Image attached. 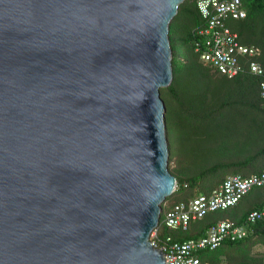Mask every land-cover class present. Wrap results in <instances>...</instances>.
<instances>
[{"label": "water", "instance_id": "1", "mask_svg": "<svg viewBox=\"0 0 264 264\" xmlns=\"http://www.w3.org/2000/svg\"><path fill=\"white\" fill-rule=\"evenodd\" d=\"M184 1L0 0V264H166Z\"/></svg>", "mask_w": 264, "mask_h": 264}, {"label": "trees", "instance_id": "2", "mask_svg": "<svg viewBox=\"0 0 264 264\" xmlns=\"http://www.w3.org/2000/svg\"><path fill=\"white\" fill-rule=\"evenodd\" d=\"M247 15L226 20L239 40L260 48L257 58L264 66V0H244ZM206 24L197 0H185L170 25L173 50V81L161 88L166 105L169 169L178 180L177 189L162 204L158 239L187 240L204 235L214 223L227 219L245 223L253 210L264 205V186H255L226 209L191 221L188 229L170 228L165 215L181 202L209 194L228 175L249 176L264 171V97L261 78L249 70L228 76L203 62L195 49L200 28ZM179 127L191 135L184 157L173 151V134ZM175 161V164L172 162ZM228 211L227 218L218 216ZM264 220L251 225L247 236L225 240L216 249L199 252L208 264H264Z\"/></svg>", "mask_w": 264, "mask_h": 264}, {"label": "built area", "instance_id": "3", "mask_svg": "<svg viewBox=\"0 0 264 264\" xmlns=\"http://www.w3.org/2000/svg\"><path fill=\"white\" fill-rule=\"evenodd\" d=\"M197 4L206 21L195 40V49L201 60L228 76L251 71L262 79L264 97V66L257 61L260 48L241 43L238 32L226 24L229 18L239 19L247 15L244 0H197ZM255 186H264V171L249 176L228 175L209 194H199L176 204L165 215L163 223L170 228L188 229L191 221L203 218L209 212L236 205ZM258 220H264V205L251 211L245 223L220 220L211 225L204 235L187 240H174L170 236L158 239L159 224L152 232L151 241L154 246L163 248L166 264H208L203 262L200 251L216 249L225 240L247 236L251 225Z\"/></svg>", "mask_w": 264, "mask_h": 264}, {"label": "rangeland", "instance_id": "4", "mask_svg": "<svg viewBox=\"0 0 264 264\" xmlns=\"http://www.w3.org/2000/svg\"><path fill=\"white\" fill-rule=\"evenodd\" d=\"M190 141H191L190 133H188V131H183L179 127H177V129H175L174 134H173V141L171 142L173 145L172 150L175 151V153L178 156L184 157V155L186 154V151L190 147ZM172 163L175 164V161ZM169 164H170V160H169ZM217 214L220 217L227 218L229 213L226 210L225 211L219 210ZM256 249L264 251V246L259 245L257 246Z\"/></svg>", "mask_w": 264, "mask_h": 264}, {"label": "clouds", "instance_id": "5", "mask_svg": "<svg viewBox=\"0 0 264 264\" xmlns=\"http://www.w3.org/2000/svg\"><path fill=\"white\" fill-rule=\"evenodd\" d=\"M223 220H225V219H223ZM227 220V219H226Z\"/></svg>", "mask_w": 264, "mask_h": 264}]
</instances>
